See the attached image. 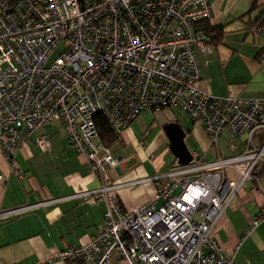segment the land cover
I'll return each mask as SVG.
<instances>
[{
	"label": "built area",
	"instance_id": "built-area-1",
	"mask_svg": "<svg viewBox=\"0 0 264 264\" xmlns=\"http://www.w3.org/2000/svg\"><path fill=\"white\" fill-rule=\"evenodd\" d=\"M210 0H0V154L12 167L33 133L60 121L75 153L100 176V185L75 196L102 199L100 227L84 246L56 258L83 264H236L211 235L218 217L264 160V97L214 96L195 86L197 50L207 47ZM264 61V52L259 56ZM178 108L203 125L210 143L227 130L244 149L206 160L195 153L139 180L116 182V167L97 132L100 114L115 136L143 111ZM41 148L47 136H36ZM230 147L234 144L230 142ZM20 174V173H19ZM141 181L153 197L124 209L116 192ZM0 212L8 218L55 200ZM264 219V206L252 226Z\"/></svg>",
	"mask_w": 264,
	"mask_h": 264
},
{
	"label": "crops",
	"instance_id": "crops-1",
	"mask_svg": "<svg viewBox=\"0 0 264 264\" xmlns=\"http://www.w3.org/2000/svg\"><path fill=\"white\" fill-rule=\"evenodd\" d=\"M210 2L212 18L205 23L210 38L205 50L196 52L200 72L196 88L214 96L264 97V61L259 58L264 52V22L260 25V20H264V0H227L226 5L224 0ZM175 109L186 115L178 108L142 112L151 113L157 120L139 134L133 132L140 148L133 145L134 137H130L132 132L129 130L142 113L109 145L110 150L116 143L121 145V153L111 150L120 163L107 168L110 180H139L169 168L175 158L162 126L170 121L177 122L182 128L190 154L211 160L235 155L244 149L243 139L234 137L230 140L227 130L221 132L216 143H210L201 123L186 115L190 126L183 127L176 119ZM195 127L204 136L207 147L195 141ZM42 133L47 136L46 148H41L35 141ZM263 139L264 130H260L255 144L261 145ZM230 142L234 144L233 148ZM156 153L159 154L157 157ZM167 153L171 154V160L166 161ZM100 182L99 174L91 171L90 164L75 153L67 141L60 121L37 129L17 151L12 167L0 154V212L23 204L70 196L1 218L0 264H36L58 255L68 246L88 244L102 224L106 203L102 199L90 200L75 195L98 187ZM155 189L154 182L141 181L119 188L116 197L124 209L131 210L148 202ZM263 206L264 160H260L252 170V177L236 192L211 230L224 253L236 264H264V219L252 226V220ZM116 259L113 254L110 264ZM52 264L70 263L56 258Z\"/></svg>",
	"mask_w": 264,
	"mask_h": 264
},
{
	"label": "rangeland",
	"instance_id": "rangeland-1",
	"mask_svg": "<svg viewBox=\"0 0 264 264\" xmlns=\"http://www.w3.org/2000/svg\"><path fill=\"white\" fill-rule=\"evenodd\" d=\"M226 3H227V0H224V5H226ZM175 112H176V119H178L180 121V124L185 128L189 127L190 121H189L188 117L186 115L180 113L179 111L177 112V109H175ZM156 120H157L156 117H154L151 113L144 112L133 121L134 123L132 124L131 129L129 131L132 132V133H130V137L131 138L134 137V139L132 140L134 146H136L137 148H140L141 145L139 144V142L136 138V135L133 134V132L134 133L138 132V134H139L140 130L143 131L145 128L148 127V125L152 121H156ZM53 123L54 122L49 123V124H53ZM195 141L196 142L200 141L201 144H203L207 147V145H206L207 143H206L204 136H202L201 132L196 127H195ZM196 142H195V147H196ZM164 149L168 150L166 146L164 147ZM111 150H113L114 152H116V150H118V153H121V145L119 143H116L115 145L111 146ZM155 155L157 157L159 154L156 153ZM171 158H172L171 154L167 153L166 161L171 160Z\"/></svg>",
	"mask_w": 264,
	"mask_h": 264
},
{
	"label": "water",
	"instance_id": "water-1",
	"mask_svg": "<svg viewBox=\"0 0 264 264\" xmlns=\"http://www.w3.org/2000/svg\"><path fill=\"white\" fill-rule=\"evenodd\" d=\"M167 138L168 146L175 158L176 165L188 164L191 160V154L184 142V132L179 124L170 121L162 126Z\"/></svg>",
	"mask_w": 264,
	"mask_h": 264
},
{
	"label": "trees",
	"instance_id": "trees-1",
	"mask_svg": "<svg viewBox=\"0 0 264 264\" xmlns=\"http://www.w3.org/2000/svg\"><path fill=\"white\" fill-rule=\"evenodd\" d=\"M263 22L264 20L261 19L260 25H262ZM94 120H95V125H96L98 135L103 141H106L108 145H111L114 141L117 140V136H115L112 133L105 119L100 114H96L94 117ZM69 263L70 264H80L79 262H75V261H69Z\"/></svg>",
	"mask_w": 264,
	"mask_h": 264
}]
</instances>
